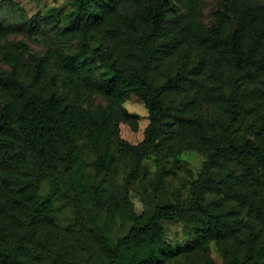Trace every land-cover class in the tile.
<instances>
[{
	"label": "rangeland",
	"instance_id": "obj_1",
	"mask_svg": "<svg viewBox=\"0 0 264 264\" xmlns=\"http://www.w3.org/2000/svg\"><path fill=\"white\" fill-rule=\"evenodd\" d=\"M111 1L94 22L75 27V0H0V112L12 125L0 138L13 152L0 166V264H107L105 247L162 207L194 213L195 183L207 169L216 177L204 184L206 201L217 209L223 203L237 221L222 243L165 264H264V221L227 185L264 207V165L215 155L212 144L245 137L264 148V131L256 133L264 129V71L237 66L230 53L237 37L264 65V0ZM86 46L103 58L91 54L72 67L70 58ZM186 65L195 68L193 79L166 94L177 114L149 134L150 106L125 77L140 73L159 86ZM52 96L63 103L44 165L24 143L22 123L33 100ZM97 113L107 119L108 173L98 169L91 136L89 116ZM190 218L205 223L202 215ZM163 225L176 250L198 239L184 220ZM129 257L126 251L116 264Z\"/></svg>",
	"mask_w": 264,
	"mask_h": 264
},
{
	"label": "trees",
	"instance_id": "obj_2",
	"mask_svg": "<svg viewBox=\"0 0 264 264\" xmlns=\"http://www.w3.org/2000/svg\"><path fill=\"white\" fill-rule=\"evenodd\" d=\"M171 5L170 3H167ZM114 7L111 0H75L74 21L75 27H83L94 22L99 14L103 13L110 7ZM149 19L155 27V31L162 30V21L157 14L149 10ZM230 47L231 58L237 66L248 69L264 71V65L254 60L252 54L246 52L237 37L232 40ZM98 49L93 50L90 46H86L82 53L74 55L70 58L71 66H75L81 58L86 57L89 60L90 55L103 58L98 53ZM114 76L119 78L125 77V74L114 68H110ZM195 68L183 66L177 75L169 77L164 85L155 86L151 84L143 74L136 73L125 78L135 86L138 93L147 100L152 112V126L149 134L160 130L167 123L168 118L177 114L166 102V94L172 88H181V81H191L193 79ZM111 85H109L110 88ZM221 97V96H220ZM232 98V97H231ZM237 103L235 99H231ZM63 99L58 96H52L49 99H36L32 101V109L29 115L23 120L22 134L24 143L36 158V161L44 165L50 162V152L47 147V139L52 131L60 124L58 112ZM91 136L94 140V147L98 151L100 158L98 160V169L105 173L111 171V154L110 140L106 135V115L97 113L90 115ZM196 120V119H195ZM105 122V123H104ZM12 125L9 122V116L4 112H0V133L10 132ZM264 129L260 126L256 128L257 135L260 136ZM232 137L225 140H213L212 144L215 148V155L229 156L238 158L247 166L251 167V158H256L264 165V148L255 146L250 139ZM13 156L12 146L6 140L0 138V166ZM213 161V156L209 158V164ZM44 177V175H43ZM42 177V178H43ZM216 177L210 173L208 169L202 173L195 183L194 198L191 209L194 213L188 212L183 207H162L159 214L148 221L141 227H133L129 233L122 237L115 248L105 247V254L109 260L107 264H116L125 252H130L127 264H165L168 259L181 257L184 255H193L200 248L205 249L214 240L219 243L228 236V232L234 226L237 219L232 216V211L226 209L223 203H218L220 209L215 208L205 199L203 188L204 184ZM228 188L235 195L236 199L248 204V206L258 209L259 218L264 221V207L257 204L253 195H249L242 188L227 181ZM202 215L205 219L204 224L196 223L190 217ZM199 217V216H198ZM177 219L186 221L198 237L197 241L188 244L183 249L176 250L166 241V230L163 225L164 221L174 222Z\"/></svg>",
	"mask_w": 264,
	"mask_h": 264
}]
</instances>
